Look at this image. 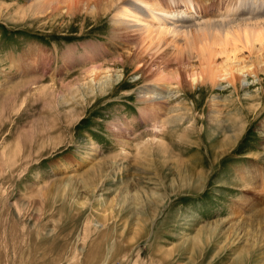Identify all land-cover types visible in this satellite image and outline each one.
<instances>
[{
	"label": "rangeland",
	"instance_id": "374dc122",
	"mask_svg": "<svg viewBox=\"0 0 264 264\" xmlns=\"http://www.w3.org/2000/svg\"><path fill=\"white\" fill-rule=\"evenodd\" d=\"M108 3L0 0V264H264V66L191 86Z\"/></svg>",
	"mask_w": 264,
	"mask_h": 264
},
{
	"label": "bare ground",
	"instance_id": "6f19581e",
	"mask_svg": "<svg viewBox=\"0 0 264 264\" xmlns=\"http://www.w3.org/2000/svg\"><path fill=\"white\" fill-rule=\"evenodd\" d=\"M227 1L233 6H222ZM108 2L110 10L117 9V13H114L116 24L140 35L143 42L141 46L148 54L152 51L161 53L167 38L174 43L170 48L165 45L166 49L168 47L178 58L191 52L189 56L196 60V66L185 76L190 80L187 82L191 86L210 83L218 87L227 83L238 91L242 75L253 74L258 77L260 72L255 65L264 66V0H167L166 4L161 0ZM180 42H184L190 50L187 52V48H184L186 46H182ZM159 54L156 53V56ZM244 54L256 60L255 65H245ZM137 60V64L143 65L141 70L148 66L154 67L150 60L142 57ZM102 71L103 69H94L90 73ZM175 78L179 80V77ZM179 81L176 86L181 91L184 80L180 78ZM105 86L102 88L106 89ZM165 98L160 95L154 103H162Z\"/></svg>",
	"mask_w": 264,
	"mask_h": 264
}]
</instances>
